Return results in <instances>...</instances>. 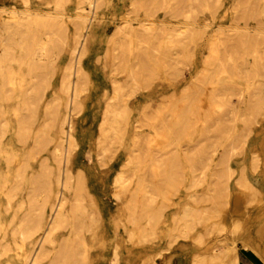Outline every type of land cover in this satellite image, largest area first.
Segmentation results:
<instances>
[{"label":"rangeland","instance_id":"obj_1","mask_svg":"<svg viewBox=\"0 0 264 264\" xmlns=\"http://www.w3.org/2000/svg\"><path fill=\"white\" fill-rule=\"evenodd\" d=\"M28 1L29 9H32L33 12L45 13L49 11V13H53L54 11L56 13V11H58L59 14L61 12L60 18L61 20L64 19L63 26L65 28V31H67V39H69L75 31V21H79H77V19L73 17L77 12V7L83 6L86 9L88 7V9H90V4L88 3L89 0H63L59 8L55 7L54 3V5L52 4V2H54L52 0ZM97 1L99 3L94 2V4H99V9L96 6H91V10L94 11H91L90 16L85 24H83L81 21H79L81 22L80 24L78 22L79 25H83L82 31L85 37H83L84 41L82 39V41L84 42L83 48L85 47L84 49L87 51H79V53L72 56L74 57L72 59L73 62H78L80 66L83 64L82 69L87 76L85 78L84 90L80 93L79 96L80 101L79 107L77 108L78 113H74V116L72 115V118L69 117V120L71 119V134L72 136L73 134L76 135L73 136V138L74 140L75 138L77 140H75L77 146L75 145V149L73 151L74 154L71 156L72 159L70 167L72 171L74 170V174L77 169H81L83 171L86 179V184L88 185H86L87 189L89 192H92H90L91 195L94 194L91 197L92 200H94L93 202H96V200H98V202L95 203V206L99 207L97 208V210L100 209L98 212L101 214V219L103 218L102 220H99L101 221L99 222L100 225L98 224V230L96 228L97 231H95V235H97L98 237L95 235L93 237H89V235H87V237H89L88 244L90 249L89 252H91L90 257L93 254V256L91 257L92 259L90 258L91 263L89 264H111L110 260L112 259V254L114 252L116 253V258L119 259L116 260V264H124V258H126L129 251V253H131L132 264H138L142 261H144L145 264H153V262L155 264H189L191 253L197 249L195 235H197L198 231L203 230L205 227L201 224L195 226L194 224L186 221L184 225L180 224L177 226V228L171 230L170 225H172V223L170 220V215L175 210L173 204L176 201L183 199L189 192H200L205 187V180H209L211 172L213 171V169H215L216 165H218L217 160L219 156L224 152V150L230 148H234V150L229 156L230 158L228 159V166L233 168V173L227 179V184L229 185V193L228 204L225 206L224 210L226 214L223 221V230H221L220 232L209 234L205 242L206 244H216L215 246L217 247V249H223L224 246L227 245L234 247L238 251V264H247L245 263V258L243 257L245 254V256H249V259L251 258V261L254 264H264V260H262V258L257 255L254 249H252L251 245L248 244V247H243V244H246L247 242H250L253 245H264V235L256 233L257 229L262 225V222H264V69L263 67H259V69H257L258 74L255 76H250L249 72H247L250 69V64L253 61L254 55L257 54L264 57V30H262V35L258 34L257 38V35L254 32L255 27L257 28L258 26V28L264 29V0H198L199 3H197V0H101V2L103 1L102 5H100L101 3L99 0ZM11 6L21 8L20 6L23 7V3L21 0H0V10L8 11V7L11 8ZM55 8L57 10H55ZM61 9H63V12ZM74 11L75 13H73ZM91 14L95 15L94 18ZM67 15L70 17H68ZM123 19H126L127 21L125 23V31L128 30V25L136 29L139 27L138 25L140 24V22L143 21L149 22L147 26L150 29L147 33L145 32L144 36H140L132 42H129L126 39L123 40L122 38L123 44L125 46L122 45L124 49L121 51L119 49H121L122 47L119 48L118 44H115L114 40H109L108 34H110L117 25H123L121 24V20ZM150 23H153V25H151ZM185 25H187L188 27ZM93 27L95 28L93 29ZM234 27H236V29H233ZM150 31H152L154 34ZM183 32L185 33L183 34ZM239 32L241 33V35ZM186 33H188L189 36L183 37ZM244 33L246 36H248L247 39ZM166 35L169 37L166 38ZM242 35L243 37H240ZM141 37L145 38L146 41L145 39L142 40ZM235 38L237 39V42L234 40ZM238 39L241 42L243 40L245 41L242 42L243 45L240 44L241 42L238 45ZM151 40L152 42L154 41V44L151 42ZM166 40V43L169 44L170 47L165 43ZM126 41H128V43L130 44L126 43ZM149 43L150 45L153 44L152 47H150ZM236 44L240 47L239 49H234L236 48ZM250 45L252 47H250ZM164 46L169 48L166 49ZM232 46L234 48H231L230 51V47ZM210 47H212L211 52L209 50ZM107 48H112V54L110 53L109 56L105 54ZM57 50L54 51L52 56L53 59H56L55 55H57V59L53 60V66L55 65L53 68L54 70H50L47 74L50 77L49 82L51 86H47V89H45L44 92V95H46L37 104V107L34 106V110L36 113V116L34 118V120L36 119L35 121H37V119L38 121L41 119L40 116L42 114H40V112L42 113L44 100L46 97L48 98L51 95L54 90L53 87H56L59 83L61 74L60 70H62V67L66 64V62L69 61L68 59H70V55L67 49L59 47V51ZM143 50H145V55L143 53ZM157 50L160 51L159 55ZM240 51H242V53L244 52L243 55ZM234 52L236 54H234ZM82 53L84 55H82ZM119 53L121 54V56ZM80 54L82 56H80ZM143 55L146 57L148 55L149 57L145 59L146 57H144ZM111 56L113 57V60ZM211 56H213V58ZM235 56L237 57L235 58ZM229 57L231 58L229 59ZM208 58L210 62L205 61V59L208 60ZM109 59L112 61H110ZM211 59H213L214 61H212ZM228 59L230 61H228ZM227 62L230 64V66L232 65L231 67L233 70L228 71V74L227 72H225L224 68H222V64L223 67H225V65H227ZM237 62L242 67V70ZM229 64L227 65L228 67H225L226 71L231 69ZM24 67L25 66H23V68ZM203 67L205 68L202 69ZM211 67L214 69V71ZM124 68H128V70L134 72L133 74H135L136 80L129 81V83H127V95L129 97V116L132 122L135 125L137 124L138 130L141 131V133L146 137H152L153 131L162 129L164 130L166 128H162V122L166 123L163 124L164 126L168 125V127L171 124L170 126H172L174 129L172 127L167 128L168 130H172V132L175 129H178L175 133H170V130H165L170 137L169 140L166 139L159 142H156L155 140L153 143L154 145L152 147V150L154 152L162 154L161 156L164 155L163 157L167 156L168 158L170 157V155H172V153H177V156L179 155V157H177L175 161L176 167L173 166L174 168L172 167L170 170V172L174 170H176L175 173L178 172V181L176 185L177 191L175 194L170 196V201L173 202V204L167 206L164 205L165 207L163 206V216L159 224L156 225L157 235L141 243L140 241H137L135 239L133 242V239L130 241H126L124 229L126 223L123 219L124 216L121 217V219L117 216V208H119V205L113 199L111 193L112 180L114 175L118 171L120 164L122 163L125 148L129 147V139L127 138L123 143H121L120 147H117L116 145L111 146L108 150V158L105 157L103 161H99L100 157L98 156L99 152L97 155L98 149L96 145L98 124L102 118L105 103L111 92L112 81L113 79L119 81L127 80L126 74L124 73L125 70H123ZM208 68L212 69L211 71L215 73H212L211 75V72ZM205 69L208 70L206 71V73ZM201 70L204 73L203 78L205 80L203 78L201 79L202 81H200L199 83V85L201 84L199 86V89L202 88L203 90L198 89L194 91V89H196V86H194L192 87L193 91L192 89L190 90L195 94H193V96L192 93H190L193 96L191 100L189 99V93L187 94V98L186 95L182 96L181 90L184 89L189 81L193 79L195 74ZM237 71H239L240 73H237ZM51 73L54 75L52 76ZM49 74H51V76ZM209 74L211 75V77L209 76ZM229 74H231V76ZM209 77L213 78L210 80ZM26 78L28 79V77ZM143 78L145 80H143ZM203 80L207 82L205 83ZM204 83L206 84L205 86H203ZM257 85H260L261 88ZM259 88L260 90H258ZM208 90H210L209 93ZM254 92H257L259 94V98H261V100L259 99L258 101ZM198 93H200V95ZM197 94L199 95V98ZM174 95L177 96V100L179 103H176V100L174 99V102H171L173 103V106L171 104L167 105L170 97ZM195 100L196 103L194 102V104L192 101ZM219 101L221 103L220 107L218 105ZM223 101L225 102V104ZM17 102L19 103V105ZM210 102H213L211 103V106L209 105ZM244 102L246 103L244 104ZM0 103L4 107H6L4 108L6 112L3 118L5 120H8V127L4 132L1 140L7 144L12 143L14 146L17 145L15 146V149L17 148V150H20V147H22V149L28 147L31 144L30 138H27L24 143L16 140L12 133L13 131L11 125L13 123H10L14 122V107L17 108V116L24 115V113L26 115V113H28V111L22 106V100L20 99V97L16 98L15 96H12V98L10 97V99H2ZM206 103H208L209 111L206 106L204 108V105H206ZM257 103L259 107L256 105ZM181 105H184L186 107H182L181 109ZM243 105L245 108L248 107L250 109H245ZM175 106H180V109L178 107L175 108ZM255 106L257 107L255 108ZM7 107H9L10 110ZM201 109L205 112L206 110L208 111V114L205 113V117H202V114H204V112L201 111ZM255 109H258L259 112ZM171 111L173 114L171 113ZM200 112L203 113L200 114ZM250 113L252 115H250ZM253 113L255 116L253 115ZM194 114H196L198 117H196V115ZM174 118L178 121L180 120L179 123L182 124L174 126L172 123H170L172 122V120L174 124L178 123ZM10 119H12V121ZM199 119H203L201 121L202 123ZM239 119L241 120V122H239ZM183 122L185 125H183ZM246 122H248V124H245ZM220 123L222 124L221 129ZM67 126L68 125L65 126V129L68 130ZM212 127L213 129H220V132L222 134L220 132L219 134L217 130L211 129ZM245 127L247 130L243 129ZM189 129L191 130V132L189 131ZM212 130L217 132L213 133ZM184 132L186 134H184ZM9 134L12 136L10 137ZM178 134H180L182 137H180ZM173 136L176 137L173 138ZM175 138H177V141ZM215 138H218L219 140H216ZM239 138L242 140V144L238 147L237 140ZM14 139L16 142L14 141ZM167 140L169 143L170 141H172L174 144L171 143L169 145V143H165L164 141L167 142ZM174 140L176 143L174 142ZM211 140L213 141L212 143ZM216 141H219L220 144L218 145ZM199 147V153H197ZM22 149L21 151L23 152ZM44 149V151L41 150V153L39 152V154L37 155V159L49 155V152L52 149V144H47ZM200 151L203 152L204 156L201 154L202 152L200 153ZM165 152H168L169 154H165ZM193 152L196 154H194ZM205 156H209L210 160L206 161ZM186 157L190 159L191 164L196 161L194 163L196 166L194 164L192 165V171L190 169H187L186 162L188 159ZM196 157H198V159H196ZM202 158L204 159V162ZM198 166H201V168L204 169H201V171H199L200 167ZM218 168L220 167L218 166ZM157 172L158 173L154 175L149 171L146 173L145 177V182L148 183L146 185H151L147 188V190L149 191V193L152 192L151 194L156 195H154V197L156 198L155 206H157L164 199L162 195L159 196L153 190V185L161 186V194H163V192L165 191V184L168 181L166 173L162 175V173L166 172L163 165L159 167ZM158 174H161L163 178ZM240 174H243L245 178L250 183H252L253 186H255L259 195L257 196L259 200L257 199L255 201L254 199H247L246 201H243L245 202L243 205L238 207L235 205L234 199L236 196V180L240 177ZM193 176L197 177L199 181L198 185L192 186L190 184ZM87 178L89 181L87 180ZM156 180H160L158 181L159 183H156ZM159 197H162V199H160ZM164 204H166L165 201ZM206 204L209 205L210 203L207 202ZM116 212L117 214L115 216ZM230 213L234 214V217L237 218V222L233 226H231L229 222ZM114 218L115 220L118 219V223L115 222ZM116 225L119 226L116 227ZM99 226L104 229H100ZM184 226L186 228L184 231H182ZM99 229L101 231H99ZM175 229L177 231H175ZM101 232H103V235L101 234ZM187 233L190 234L187 235ZM109 234H111V236ZM97 238L98 240H96ZM119 238L122 239L120 240ZM118 243L121 245H118ZM100 245L103 247H101ZM245 252H247L249 255ZM160 254H162V256ZM121 256L124 258H122Z\"/></svg>","mask_w":264,"mask_h":264},{"label":"bare ground","instance_id":"obj_2","mask_svg":"<svg viewBox=\"0 0 264 264\" xmlns=\"http://www.w3.org/2000/svg\"><path fill=\"white\" fill-rule=\"evenodd\" d=\"M21 1L23 3V7L20 6L21 8L19 7L16 8V7L11 6V8L10 7H8L9 9L7 8L8 11L0 10V13H1L0 15V19H1L0 20V101L6 98L10 99V97L12 98V96H15L16 98L20 97V99L22 100V106L28 111V113H26V115L24 113V115L20 114L21 116L19 115L17 116V108L14 107V111H13L14 112V115H13L14 122H10V123H13L11 125L13 132L12 131L11 132L13 133L14 138L18 141H21L22 143H24L27 138H30L31 144L28 147H25L23 149L22 147H20V150H17V148L15 149V146L17 145L14 146L12 143L7 144L1 140L4 132L6 131L8 127V120H5L3 118L6 112L4 108L6 107H4L0 103V119H4V120H0V264H89L91 263L90 258L93 256V254L90 257L91 252H89L90 249H89V244H88V241H89L88 238L93 237L95 235V231L98 230L97 226L98 224L100 225L99 222L101 221L99 220L101 219V214L98 212L100 209L97 210V208L99 207L95 206V203L98 202V200H96V202H93L94 200H92L91 197L94 194L91 195L92 192L90 191L91 192L90 193L87 189L88 185L86 184V181H85L86 179H85L83 171L81 169H77V171L74 174L73 173L74 170L72 171L70 167L71 159H72L71 156L74 154L73 151L75 149L77 140L75 138L76 140L75 141L73 138V136H76V135L73 134L72 136L71 134L72 133L71 132V129H72L71 119L69 120V117L72 118V115L78 111L77 108L79 107V101H80L79 96H80V93L84 90L85 78L87 76L85 75L86 73H84L82 69L83 64L80 66L78 62L75 63L73 62V59H72L74 58L72 57L74 56V54L79 53V51L81 52V50L82 52L83 50H85L84 49L85 47L83 48V45H84V42H83L84 33L82 31L83 25L81 26L79 24L81 22L85 24V22L88 20L90 16L91 11H94V10H91V6L92 7L96 6L99 9V4H94V2L96 3L98 2L97 0H89L88 3L90 4V9H88L89 7L86 9L83 6L77 7V12L76 13L75 11L73 12L75 13L73 17L77 19V21L79 20L81 22L78 21L79 22L78 24V22L75 21V31L73 32V35L69 39H67L68 37L67 31H65V28L63 26L64 19L61 20L60 18L61 12L60 14L58 11H56V13L54 11L53 13H49V11L45 13L44 12L43 13L33 12L32 9H31L32 11L29 9L28 0H21ZM52 1H51L52 4L54 3L55 5L54 4L53 5L57 8H59L63 2V0H52ZM99 1L101 3L100 5H102L103 1L102 2L101 0ZM197 3H199L198 0H197ZM55 10L57 9L55 8ZM61 10L63 12V9ZM91 15L94 18L95 15L94 14H91ZM126 22H127L126 19L121 20V24L123 25H117L116 28L110 34H108L109 40L110 39L114 40L115 44H118L119 48H121L122 45L125 46L123 44L124 39L128 40L129 42H132L133 40H136L138 37L144 36L145 32L147 33L148 30L150 29L147 26L149 22L143 21V22H140V24L138 25L139 27L136 29L128 25L127 26L128 30L125 31L124 29L126 26L125 25ZM91 23H94V22H91ZM151 25H153V23ZM187 27H184V28H187ZM258 27L257 28L255 27L254 29V32L257 35L256 38L258 37V34L262 35L263 33L262 30H264ZM94 28L95 27H93V29ZM233 29H236V27H234ZM191 30H196V29H191ZM150 32L153 33L152 31ZM184 33L185 32H183V34ZM186 36H189L188 33H186L185 36L183 37H186ZM165 37L167 38L169 36L166 35ZM240 37H243V35ZM245 37L246 39L248 38V36L246 35ZM141 38L142 40L145 39L143 37ZM167 40L165 41V43L167 42ZM234 40L236 41L237 39L235 38ZM240 40L238 42V45L241 42ZM128 41H126V43H128ZM242 42H245V41L243 40ZM242 42L240 43L241 45H243ZM152 43L154 44V41ZM152 45H150V47H152ZM238 45L236 44V48H234L233 46L230 47V51H231V48L239 49L240 47ZM167 46L170 47L169 44H167ZM59 47H63L64 49L68 50L70 59H68L69 61L66 62V64L62 67V70H60L61 74H60L59 83L57 84L56 87H53L54 90L51 93V95L48 98L46 97L47 99L45 98L44 100L42 113L40 112V114H42L40 116L41 119L39 121L38 119L37 121H35L36 119L34 120V118L36 116V113L34 110L35 108L34 106L37 107V104L46 95V94L44 95L45 89H47V86L50 85V82H49L50 77L47 74L50 70L52 71L54 70L53 68L55 65L53 66V63H54L53 60L57 59V55H55L56 59H53L52 56H53L54 51H56L57 49H58L57 51H59ZM164 47L166 49L169 48V47L167 48L166 46ZM250 47L252 46L250 45ZM123 49L124 48L122 47L119 50L122 51ZM209 50L211 52L212 47H210ZM144 51L145 50H143V53ZM111 52H112V48H109V49L107 48L105 54L109 56ZM157 52L159 55L160 51L157 50ZM240 52L242 53V51ZM234 54L236 53L234 52ZM82 55L84 54L82 53ZM82 55L80 54V56ZM148 55L147 57H149ZM147 57L145 59H147ZM211 57L213 58V56ZM236 57L237 56H235V58ZM214 58H215V55H214ZM230 58L231 57H229V59ZM206 59L205 61H209V58L208 60ZM229 59L228 61H230ZM112 60H113V57H112ZM211 60L214 61L213 59ZM233 61H234V58H233ZM228 64L229 63L227 62V65ZM227 65H225V67ZM23 66L25 67L23 68ZM225 67H223V64H222V68H224L225 72H227L228 74L229 73L228 71H231L232 67L230 70H227V71ZM259 67H263L264 69V57L262 55L256 54L254 55L253 61L250 64V69L247 72H249L250 76H255L258 74L257 69H259ZM204 68L205 67H203L202 69ZM240 68L242 70L241 66ZM208 69L210 70L211 75L212 73H215L211 71L213 68L212 69L208 68ZM123 70H125L124 73L126 74L127 80L119 81V80L113 79L112 86H111V92L107 98V101L105 103V107L103 110L102 118L98 124V135H97V143H96L97 149H98L97 155L99 152V155H98L100 157L99 161H103L105 157L108 158L107 154L111 146L116 145L117 147H120L121 143H123L127 138L129 139V142H130L129 147L125 148L124 158L122 160V163L120 164L118 171L113 177L111 193H112L113 199L119 205V208H117L118 210L117 216L120 219L121 217L124 216L123 219L125 220L126 225L125 224L123 225H125L124 229H125L126 241H130L133 239L132 240L133 242L135 239L137 241H140L141 243L157 235L156 225L159 224L163 216V206L173 204V202L170 201V196L175 194L177 191L176 185L178 181L177 180L178 172L175 173L176 170L170 172V170L173 166L176 167L175 161H176V158L179 157V155L177 156V153L173 154L171 152L172 155H170V157L167 158V156L163 157L164 155L161 156L162 154H159L158 152H154L152 150V147L154 145L153 143L155 140L156 142L157 141L159 142L161 140H166V139L169 140L170 137L165 130L169 131L170 129L168 130V128L172 127L170 126L171 124L168 127V125L164 126V124L166 123L162 122L161 124L163 125L162 128L166 127L164 130L160 128L162 130L153 131L152 137H149V136L146 137L144 134L141 133V131L138 130L137 124L135 125L132 122L129 116L130 109L128 105L129 97L127 95V83H129V81H133L136 79H135V74H133L134 72L128 70V68H124ZM201 71L197 72L195 76L193 77V79L189 81V83L186 85V87L181 90L182 96L186 95V98H187L188 97L187 94L189 93V99L190 100L192 99V97L195 94L194 92L192 93L190 90L194 86H196L195 87L196 89H194V91L199 89V86L201 85V84L199 85V83L200 81H202L201 79L204 76L203 71L202 72ZM206 71L208 70L205 69V73ZM239 71H237V73ZM51 74L49 75L51 76ZM53 75L54 74H52V76ZM211 75L209 74L210 77ZM229 75L231 76V74ZM26 77H28V79ZM212 78H210V80ZM248 79H251V78H248ZM56 80H59V79H56ZM143 80L145 79L143 78ZM204 82L206 83L207 81H204ZM205 83L204 85L203 84L202 85L205 86L206 85ZM257 86L260 87V85H257ZM260 88L258 90H260ZM199 90H203V89L201 88ZM209 91L210 90H208V93ZM190 93L194 95L192 96ZM198 94L200 95V93ZM255 94H256L255 96L257 97L258 101L259 99L261 100V98H259V94L257 92ZM199 95H198V98H199ZM174 99L176 100L175 101L176 103H179L177 100V96L174 95L170 97L168 101L170 103L166 101L167 105L171 104L173 106V103L171 102H174L173 101ZM179 101H180V98H179ZM192 102L196 103V100ZM211 103L213 102L209 103L210 106H211ZM245 103L246 102H244V104ZM220 104L221 103L219 101L218 103L219 107H220ZM5 105H6V102H5ZM256 105L259 107L258 103ZM205 106L206 108H208V111H209L208 103L204 105V108ZM257 106H255V108ZM9 107L7 108L9 109ZM177 107L179 108L180 106H177ZM177 107L175 106V108ZM182 107H186V106L181 105L180 108L182 109ZM245 109H250V108L247 107ZM201 111L204 112V114H202L203 112L202 113L200 112V114H202V117L203 116L205 117L206 115L205 113L208 114L207 110L205 112L204 110L201 109ZM256 111H258V109ZM250 115L252 114L250 113ZM255 115H256V112H255ZM192 116H193V113H192ZM9 117H12V116H9ZM196 117L198 116L196 115ZM203 119H199L200 122ZM10 120L12 121V119ZM176 120L177 119H175V121ZM179 121L178 120L176 121L178 122L177 124H174L173 120L170 123H172L175 126V125L180 124ZM239 122H241L240 119H239ZM245 124H248V122H246ZM66 125H68L67 126L68 130L65 129ZM183 125H185L184 122H183ZM213 127L211 129H213ZM221 127H222V124L220 123V129ZM200 128H203V127H200ZM220 129L218 130L217 128L213 130H217L219 133ZM243 129L247 130L246 127ZM177 130L178 129H175L173 132L175 133ZM170 131H171L170 133H173L172 130ZM189 131L191 132L190 129ZM197 131H198V128H197ZM217 131H213V133H216ZM184 134L186 133L184 132ZM178 135L182 137L180 134ZM11 136L12 135H10V137ZM174 137L176 136H173V138ZM218 138L217 139L215 138V139L219 140L220 138L219 139ZM175 139L177 141V138ZM168 140L167 142L166 141L164 142L169 143ZM237 141H238V147H239L242 144V140L239 138ZM212 142L213 141L211 140V143ZM49 143L52 144V149L50 150L49 155H46V156L41 157L40 159H37V155L39 154V152L41 153V150L44 151L45 150L44 148ZM171 143L173 142L170 141L169 145ZM217 143L218 145L220 144L219 141ZM21 149L23 150V152L21 151ZM199 149L200 147L198 148L197 153H199ZM233 150L234 148L226 149L219 156L217 160L218 165H216L215 169H213V171L211 172V175L209 174L210 175L209 180L208 179L205 180L206 181L205 187L200 192H194V191L189 192L186 194V196L183 199L176 201L173 204L175 207V210L170 215V220L172 223V225H170L171 230L174 228H177V226L180 224L184 225L186 221L190 222L191 224H194L195 226H198L201 224V225H204L205 227L203 230L198 231L197 235L194 234L196 237L195 240H196L197 249L191 253L189 264H238L237 249L229 245L224 246L223 249H217V247L215 246L216 244L215 245L213 243L206 244L205 242L209 234L214 233V232H220L221 230H223V221L225 219V214H226L224 210H225V206L228 204V193H229V185L227 184V179L233 173V168L228 166V159L230 158L229 156L232 154ZM202 151H200V153ZM166 153L169 154L168 152H165V154ZM201 154L203 155V152ZM186 158L188 159V157ZM196 159H198V157H196ZM188 160H187L188 163L186 162L187 169L193 170L192 165L196 161L193 162V164H191L190 159ZM205 160L206 161L210 160V157L205 156ZM203 162H204V159H203ZM162 165L164 167V170H166V172L162 173V175L166 173L168 181L165 184V191L163 192V194H161V191H162L161 186L153 185L152 187L153 190L159 196L162 195L164 199L158 205L156 204L157 206H155V203H156V198L154 197L155 194L153 195L151 194L152 192L149 193V191L147 190V188L151 185L149 186L146 185L148 183L145 182V177H146V173L149 171L152 172L154 175H156L158 173L157 170ZM218 166L220 168H218ZM198 167H200L199 171H201V169H204V168H201V166H198ZM158 175L161 176V174H158ZM161 177L163 178V176ZM158 181L156 180V183H159ZM190 184L192 186L198 185L199 181L197 177L193 176V179L190 182ZM235 195H236L234 199L235 205L238 207L243 205L245 203L243 201H246L247 199H250V200L254 199L255 201L257 199L259 200V198H257V196H259L257 193V189L255 188V186H253L252 183H250L245 178L243 174H240V177L236 180ZM162 197H159V198L162 199ZM164 201L166 204H164ZM207 202H209L210 204L207 205L206 204ZM117 212L115 213V216ZM234 216L235 215L231 213L229 215V222L231 226H233L237 222V218H235ZM117 220H115V222H117ZM117 226L119 225H116V227ZM185 228L186 227L184 226L182 231H184ZM100 229L102 228L100 227ZM100 229L99 231H101ZM175 231L177 230L175 229ZM114 232H115V229H114ZM102 233L103 232H101V234ZM178 233H181V232H178ZM256 233L260 235H264V222H262V225L260 226V228L257 229ZM188 234L190 233H187V235ZM87 235H89V237H87ZM109 235L111 236V234ZM119 239L121 240L122 238H119ZM96 240H98V238ZM248 244L251 245L252 249H254L257 255H259L262 258V260H264V245H261V244L253 245L250 242H247L246 244L245 243L243 244V247H248ZM118 245H121V244L118 243ZM129 252L127 253L126 258L121 256L122 258L125 259L124 264H132L131 253ZM112 255L113 257L110 260V262L111 264H116V260H119V259L116 258L115 252ZM160 255L162 256V254ZM138 264H145V262L142 261V262H139ZM153 264L155 263L153 262Z\"/></svg>","mask_w":264,"mask_h":264},{"label":"crops","instance_id":"obj_3","mask_svg":"<svg viewBox=\"0 0 264 264\" xmlns=\"http://www.w3.org/2000/svg\"><path fill=\"white\" fill-rule=\"evenodd\" d=\"M245 253H247V252H245ZM243 254V253H242ZM248 254V253H247ZM244 255V254H243ZM246 255V254H245ZM243 256L244 258H245V263H247V264H254L252 261H251V258L249 259L248 257L249 256ZM249 255V254H248ZM244 260V259H243ZM247 261V262H246Z\"/></svg>","mask_w":264,"mask_h":264}]
</instances>
